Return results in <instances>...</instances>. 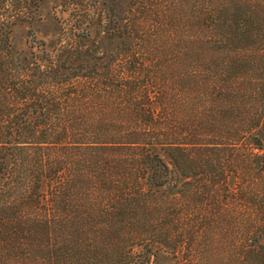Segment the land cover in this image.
I'll list each match as a JSON object with an SVG mask.
<instances>
[{"label":"trees","instance_id":"obj_1","mask_svg":"<svg viewBox=\"0 0 264 264\" xmlns=\"http://www.w3.org/2000/svg\"><path fill=\"white\" fill-rule=\"evenodd\" d=\"M28 4L0 0V264H264V0H121L56 57L14 43Z\"/></svg>","mask_w":264,"mask_h":264},{"label":"rangeland","instance_id":"obj_2","mask_svg":"<svg viewBox=\"0 0 264 264\" xmlns=\"http://www.w3.org/2000/svg\"><path fill=\"white\" fill-rule=\"evenodd\" d=\"M120 1L29 0L27 9L30 10L31 15L33 14L32 22L30 25L20 24L14 27V43L19 48L28 50L27 32L31 29L37 39L45 43V46H40V49L47 56L56 57L59 47L67 46L70 43L75 44L80 40L76 38L80 31L89 30L91 34L95 35L96 32L103 34L101 31L111 29L116 15L120 12ZM8 3L21 6L23 0H8ZM10 10L8 8L5 14ZM88 17H91V22ZM86 19L89 21L86 22ZM87 44L89 45V43ZM32 50L36 54L40 53L36 46Z\"/></svg>","mask_w":264,"mask_h":264}]
</instances>
